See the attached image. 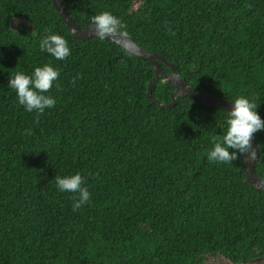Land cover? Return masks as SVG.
Wrapping results in <instances>:
<instances>
[{
    "label": "trees",
    "instance_id": "trees-1",
    "mask_svg": "<svg viewBox=\"0 0 264 264\" xmlns=\"http://www.w3.org/2000/svg\"><path fill=\"white\" fill-rule=\"evenodd\" d=\"M61 2L80 29L111 13L190 89L246 98L264 121V0ZM49 34L67 41L64 60L40 50ZM44 65L59 72L43 93L56 103L37 119L8 84ZM152 77L111 41L73 38L50 0H0V264H264V193L242 156L208 160L228 113L188 97L160 109ZM174 90L158 76L152 97L168 104ZM254 137L264 180V130ZM77 173L90 200L73 211L78 193L54 178Z\"/></svg>",
    "mask_w": 264,
    "mask_h": 264
},
{
    "label": "clouds",
    "instance_id": "clouds-1",
    "mask_svg": "<svg viewBox=\"0 0 264 264\" xmlns=\"http://www.w3.org/2000/svg\"><path fill=\"white\" fill-rule=\"evenodd\" d=\"M124 28L126 25L119 18L104 11L91 18L87 30L96 38L105 40L117 34L127 36L126 31H121ZM39 47L42 52L50 54L56 60H64L70 55L67 41L57 34H49L42 38ZM58 76L57 70L44 65L35 68L32 76L17 72L10 78L8 87L15 90L18 104L28 112L35 110L38 113V119L39 114H43L46 108L55 106V99L43 93H47L52 88ZM72 82L75 83V80ZM231 105L225 134L222 137H212L213 148L208 153L209 162L228 164L240 156H243L246 161L257 158V148L253 147L252 140L255 133L264 130V121L257 114V106L243 97L236 98ZM28 134L30 135L31 132L29 131ZM230 149L234 151L230 152ZM54 180L60 192L78 193L73 201V211L89 202L90 193L87 188L81 187L83 178L79 173L63 178L55 176Z\"/></svg>",
    "mask_w": 264,
    "mask_h": 264
},
{
    "label": "water",
    "instance_id": "water-1",
    "mask_svg": "<svg viewBox=\"0 0 264 264\" xmlns=\"http://www.w3.org/2000/svg\"><path fill=\"white\" fill-rule=\"evenodd\" d=\"M50 1L52 2L60 18L63 20V22L69 29L73 38L81 41H87L90 38L95 37L87 30L89 25L86 26L84 29L79 28V26L65 12L60 0ZM106 40L115 43L129 54L150 63L153 70V77L148 84L147 97L158 108L168 109L174 107L179 97H188L202 106L218 107L226 111L227 113L231 110L232 102L228 100L214 98L203 93L197 92L193 89H190L187 84L179 77V74L176 70V66L174 64H170L165 58L158 55L157 53L150 52L141 48L133 40L120 34L114 35ZM160 62L164 63L171 70V73L165 74L162 70ZM158 76H161L164 81H166L175 88V90L170 94L171 101L168 104H162L160 101H157L152 97V90L155 84V80ZM252 144L254 148H257V158L253 161H246L245 158L242 156L241 167L245 173V177L248 184L256 190L264 193V180H262L255 172V163L259 158V149L254 136Z\"/></svg>",
    "mask_w": 264,
    "mask_h": 264
},
{
    "label": "rangeland",
    "instance_id": "rangeland-1",
    "mask_svg": "<svg viewBox=\"0 0 264 264\" xmlns=\"http://www.w3.org/2000/svg\"><path fill=\"white\" fill-rule=\"evenodd\" d=\"M16 25L17 22L14 23V26ZM208 264H231V263L225 260L224 258H218V259L209 258Z\"/></svg>",
    "mask_w": 264,
    "mask_h": 264
}]
</instances>
